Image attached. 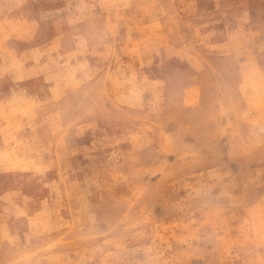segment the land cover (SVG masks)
<instances>
[{
	"label": "rangeland",
	"instance_id": "1",
	"mask_svg": "<svg viewBox=\"0 0 264 264\" xmlns=\"http://www.w3.org/2000/svg\"><path fill=\"white\" fill-rule=\"evenodd\" d=\"M0 264H264V0H0Z\"/></svg>",
	"mask_w": 264,
	"mask_h": 264
}]
</instances>
